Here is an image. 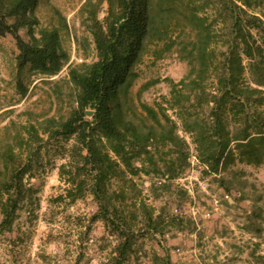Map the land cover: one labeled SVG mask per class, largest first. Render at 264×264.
I'll return each instance as SVG.
<instances>
[{"label": "trees", "instance_id": "obj_1", "mask_svg": "<svg viewBox=\"0 0 264 264\" xmlns=\"http://www.w3.org/2000/svg\"><path fill=\"white\" fill-rule=\"evenodd\" d=\"M39 2L0 0V37L10 35L17 48L16 85L23 95L25 69L50 78L66 66L72 99L65 115L25 127L26 136L16 141L19 153L10 144L1 149L0 234L11 231L31 196L24 180L32 160L53 141L64 148L59 198L73 202L90 194L96 210L85 233L101 222L113 238L100 264H129L138 236L146 233L162 249L151 263L174 264L160 241L165 219L143 199L126 203L127 189L140 173L159 178L149 185L153 192L170 189L189 166L186 135L203 173L217 175L227 192L233 185L222 173L231 165L264 164V0H84L81 24L94 57L82 63L69 62L62 44L65 17L54 11L57 24L41 26ZM168 52L185 60L188 72L176 81L165 78L168 97L153 105L140 101L136 112L130 89L137 65L147 53L160 59ZM167 219L183 228L180 216Z\"/></svg>", "mask_w": 264, "mask_h": 264}, {"label": "rangeland", "instance_id": "obj_2", "mask_svg": "<svg viewBox=\"0 0 264 264\" xmlns=\"http://www.w3.org/2000/svg\"><path fill=\"white\" fill-rule=\"evenodd\" d=\"M83 1L40 0L37 7L41 26L57 24L54 11L65 17L68 28L61 30V39L73 63L94 57L91 37L81 24ZM21 35L25 37L24 31ZM16 52L10 35L0 37V151L10 144L19 153L16 141L26 136L25 127H40L44 118L68 112L72 87L66 66L50 78L25 69L20 78L26 90L21 95L16 85ZM136 69L139 75L130 89V105L138 112L140 101L153 105L168 97L169 85L164 79L182 78L189 65L173 52L160 59L147 53ZM186 140L189 166L171 182V188L153 192L149 185L159 178L140 173L132 176L134 187L127 189L126 203L143 199L165 219L160 241L174 264H264V164L231 165L222 173L233 185L227 192L218 185L217 175L203 173L204 166L187 135ZM62 149L46 141L32 160L24 180L31 187V196L22 202L11 231L0 234V264H100L108 255L113 238L105 234L101 222L92 223L85 233L96 210L90 194L73 202L59 198L65 186L59 178V165L65 161L59 154L64 153ZM112 182L113 187L119 184ZM170 215L182 218V229L166 223ZM153 252L162 253L157 239L149 233L138 236L129 264H152Z\"/></svg>", "mask_w": 264, "mask_h": 264}]
</instances>
